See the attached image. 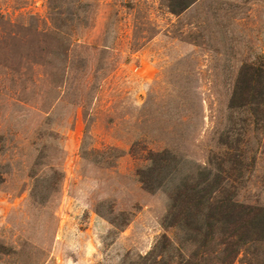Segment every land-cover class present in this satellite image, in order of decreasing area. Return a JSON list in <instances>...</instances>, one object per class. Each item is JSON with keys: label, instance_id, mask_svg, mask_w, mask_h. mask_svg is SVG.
<instances>
[{"label": "rangeland", "instance_id": "rangeland-1", "mask_svg": "<svg viewBox=\"0 0 264 264\" xmlns=\"http://www.w3.org/2000/svg\"><path fill=\"white\" fill-rule=\"evenodd\" d=\"M176 1L0 0V264H137L164 234L217 264L164 227L177 189L219 172L264 208V103L231 101L264 0Z\"/></svg>", "mask_w": 264, "mask_h": 264}, {"label": "trees", "instance_id": "trees-1", "mask_svg": "<svg viewBox=\"0 0 264 264\" xmlns=\"http://www.w3.org/2000/svg\"><path fill=\"white\" fill-rule=\"evenodd\" d=\"M174 12H182L189 2L170 0ZM264 73H256L249 66L242 68L232 100L238 105L245 101L251 91L258 103H264ZM234 103V104H235ZM158 156V155H155ZM218 172L213 178L204 177L201 182L184 184L172 195L170 210L165 217V228H178L183 231L187 242L199 249L208 250L211 241L218 237L220 255L217 264H234L241 250H252L257 258H262L261 246L264 244V208L247 205L230 199L226 189L218 181ZM141 173L142 183L148 189L153 185ZM215 238V239H216ZM171 241L164 234L154 248L145 256H140L137 264H207L206 260H194L167 254ZM210 251V250H209ZM194 257V256H193Z\"/></svg>", "mask_w": 264, "mask_h": 264}]
</instances>
